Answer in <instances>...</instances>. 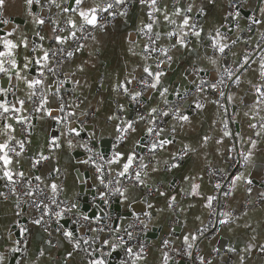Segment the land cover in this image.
<instances>
[{
  "label": "snow or ice",
  "instance_id": "snow-or-ice-1",
  "mask_svg": "<svg viewBox=\"0 0 264 264\" xmlns=\"http://www.w3.org/2000/svg\"><path fill=\"white\" fill-rule=\"evenodd\" d=\"M246 3L227 0L220 21L206 24L200 0H16L30 26L22 28L0 0V201L15 208L0 226V264H246L254 251L264 256V231L245 219L253 196L264 202L245 171L264 143V0L259 16L246 15ZM134 5L142 15L128 33L130 60L111 83L112 104L93 107L82 75L89 62L78 54ZM180 52L190 62L184 83H168ZM208 105V132L185 142L192 116ZM65 158L66 167L52 166ZM186 158L200 166L180 174ZM173 170L178 178L159 180ZM241 185L242 210L230 203ZM196 207L208 220L197 215L188 228ZM164 220L173 223L159 235ZM239 228L251 234L205 248Z\"/></svg>",
  "mask_w": 264,
  "mask_h": 264
},
{
  "label": "crops",
  "instance_id": "crops-1",
  "mask_svg": "<svg viewBox=\"0 0 264 264\" xmlns=\"http://www.w3.org/2000/svg\"><path fill=\"white\" fill-rule=\"evenodd\" d=\"M16 0H9L8 15L12 17L15 23L20 24L23 27H30L23 22V16L18 14L13 5ZM201 3L206 4L208 16L206 24H213L220 21L222 12L227 6V0H216L215 4H207L206 0H200ZM262 0H247V3L244 5V13L247 15H256L259 16L258 6L261 5ZM142 13L138 5L132 6L130 14L128 17H119L114 22L110 23L105 30L97 31L95 33L96 39L92 41L89 39L87 41L88 48L83 51L82 54H78V61L87 60L88 67L86 72L82 74L84 78L88 81L90 87L84 89V94L88 98V102L93 106H100L102 103V110H106L110 104H112V94L110 91L111 83L114 81L117 74H122L125 68V65L129 62L130 57L128 56L127 49L129 47L128 43V33L134 31L135 25L139 22ZM243 23V21H242ZM235 50V49H234ZM189 61L186 60V55L183 52L177 53L175 58V63L172 68L168 71L167 82L171 83L176 81L179 84H183V71L188 66ZM3 82L0 81V84ZM215 115V107L213 105H208L202 115H193L192 116V125L187 129L185 133L181 134V137L185 142H194L199 136L207 133L209 126L211 125L212 119ZM246 132V127L244 128ZM43 134L40 132L39 127L36 130V133L33 135V144L32 148H36L37 141L41 139ZM225 143L228 146H231L232 141L230 139L226 140ZM180 145L177 144L176 147ZM214 147V145L212 146ZM166 155V154H164ZM234 159H239L235 157ZM252 164L245 169L249 174V178L253 180V187L264 190L261 186L264 185V143L258 144L254 155L252 157ZM214 163H217L218 166L224 167L229 165L227 159L219 160L214 159ZM74 164L75 161L73 160ZM200 161L196 158L188 159L182 162V167L179 170L180 174H187L188 170L193 167H199ZM68 165V160H53L52 166L66 167ZM42 168L48 167L47 162H45ZM27 170V169H26ZM229 171H232L229 168ZM178 178V171L173 170L172 173H160L159 180H162L167 184L171 179ZM208 177L205 174V181ZM71 177H69V182ZM205 191L211 192V186L207 183L205 184ZM244 186L241 185L236 193L235 199L230 201L233 207L243 208L244 204ZM256 197L253 196L254 204L249 206V216L245 218L252 227L257 229V233L264 231V202H255ZM15 211L14 206L11 202L0 201V226H5L9 224V221L13 218V212ZM197 215H201L205 222L207 221V212L201 207H196L191 209L187 213L188 224L187 227H192L193 218ZM173 221L164 220L160 225L161 232L159 235H162L166 232ZM241 224L244 223V220L240 221ZM235 228V226H233ZM245 234H251L250 229L239 228L235 229L234 233L228 231H223L218 235V238H210L209 240L204 241L205 248L211 246L219 247L221 244L226 243L227 239L233 235L244 236ZM29 246L32 248L38 247L37 244L29 241ZM56 255L55 252L52 253ZM231 264V261H230ZM246 264H264V256L259 255L257 252H253L250 258L246 261Z\"/></svg>",
  "mask_w": 264,
  "mask_h": 264
},
{
  "label": "built area",
  "instance_id": "built-area-1",
  "mask_svg": "<svg viewBox=\"0 0 264 264\" xmlns=\"http://www.w3.org/2000/svg\"><path fill=\"white\" fill-rule=\"evenodd\" d=\"M117 18H119V17H117ZM117 18H116V19H117ZM116 19H115V20H116ZM115 20H112L110 23L114 22ZM110 23H109V24H110ZM109 24H108V25H109ZM207 220H208V219H207ZM206 222H207V221H206Z\"/></svg>",
  "mask_w": 264,
  "mask_h": 264
},
{
  "label": "water",
  "instance_id": "water-1",
  "mask_svg": "<svg viewBox=\"0 0 264 264\" xmlns=\"http://www.w3.org/2000/svg\"><path fill=\"white\" fill-rule=\"evenodd\" d=\"M247 15H249V14L247 13Z\"/></svg>",
  "mask_w": 264,
  "mask_h": 264
}]
</instances>
